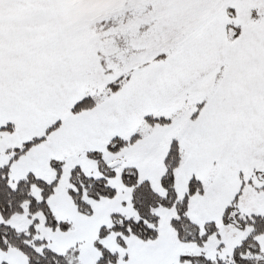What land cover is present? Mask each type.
I'll use <instances>...</instances> for the list:
<instances>
[{
	"label": "snow or ice",
	"instance_id": "6c2138e0",
	"mask_svg": "<svg viewBox=\"0 0 264 264\" xmlns=\"http://www.w3.org/2000/svg\"><path fill=\"white\" fill-rule=\"evenodd\" d=\"M0 264H264V0H0Z\"/></svg>",
	"mask_w": 264,
	"mask_h": 264
}]
</instances>
